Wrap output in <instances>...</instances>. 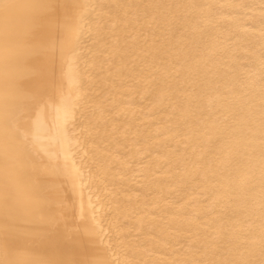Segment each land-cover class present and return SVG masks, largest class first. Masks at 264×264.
Listing matches in <instances>:
<instances>
[{"label": "snow or ice", "instance_id": "1", "mask_svg": "<svg viewBox=\"0 0 264 264\" xmlns=\"http://www.w3.org/2000/svg\"><path fill=\"white\" fill-rule=\"evenodd\" d=\"M136 96L202 199L162 195L146 232L117 211L112 232L77 212L82 173L38 118L62 110L81 167L111 169ZM0 264H264V0H0Z\"/></svg>", "mask_w": 264, "mask_h": 264}, {"label": "bare ground", "instance_id": "2", "mask_svg": "<svg viewBox=\"0 0 264 264\" xmlns=\"http://www.w3.org/2000/svg\"><path fill=\"white\" fill-rule=\"evenodd\" d=\"M69 88L72 85L69 83ZM124 115L110 121V127L118 128L116 135L119 143H112V157L119 155V160H113L115 167L98 170L96 166L81 167L82 152H79L74 140L65 138L62 128L64 113L62 110H50L38 118V128L46 132L44 142L53 153L60 154L62 162L71 172L79 169L82 175L77 179L76 204L77 212L83 205L86 217L91 220L93 215L99 227L114 232L110 223L113 216L120 215L123 228L133 230L143 227L145 232L159 222L160 210L165 205L163 195L168 199L178 200L180 204L202 199L200 189L186 187L175 182L173 177L179 176L177 168L165 162L170 149L176 147L175 140L168 139L172 133L165 131L166 122L162 112H155L151 99L141 101L136 96L133 103L121 105ZM157 132L160 134L157 135ZM182 148V144L180 145ZM150 153V155H149ZM131 158L135 161L130 166L125 161ZM152 165L150 177L153 183L149 186L141 164ZM159 167V170L155 169ZM194 183V182H190ZM117 206L119 208L117 209ZM197 205H189V209Z\"/></svg>", "mask_w": 264, "mask_h": 264}]
</instances>
